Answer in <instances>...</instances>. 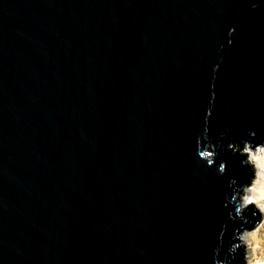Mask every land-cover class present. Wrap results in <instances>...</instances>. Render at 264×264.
<instances>
[{"label":"water","instance_id":"water-1","mask_svg":"<svg viewBox=\"0 0 264 264\" xmlns=\"http://www.w3.org/2000/svg\"><path fill=\"white\" fill-rule=\"evenodd\" d=\"M263 141L264 0H0V264H244Z\"/></svg>","mask_w":264,"mask_h":264},{"label":"bare ground","instance_id":"bare-ground-1","mask_svg":"<svg viewBox=\"0 0 264 264\" xmlns=\"http://www.w3.org/2000/svg\"><path fill=\"white\" fill-rule=\"evenodd\" d=\"M264 142V141H263ZM255 146L251 151L255 159L254 163L257 168V174L251 190L245 191L246 200H253L260 203V208L264 211V144ZM248 145V144H247ZM249 149V145L246 147ZM224 168V166L222 167ZM242 186V185H241ZM247 202V201H246ZM249 203V201H248ZM246 203L243 202L241 208ZM246 241L250 242L251 255L249 256L250 264H264V221L258 225L257 230L251 235L245 236Z\"/></svg>","mask_w":264,"mask_h":264},{"label":"rangeland","instance_id":"rangeland-1","mask_svg":"<svg viewBox=\"0 0 264 264\" xmlns=\"http://www.w3.org/2000/svg\"><path fill=\"white\" fill-rule=\"evenodd\" d=\"M262 144H264V142ZM247 146H248L247 144L244 146V148L242 149V152L244 154H248L246 161L253 166L255 173H254V178H253L250 186H248V187H246L245 185L241 186V192L238 195V198L240 199V205H239V209L237 211V214L240 215L241 211L246 206H248L249 204H252L259 211V213L261 215V219H260L259 223L254 228H252L251 230H249V231L243 230L240 233V235L238 236V240L240 242H238L234 245L235 248H239L241 246H244V251H243L244 264H250L249 256L251 255V247H252V245H250V242L246 241L245 236L251 235L253 232H255L257 230L258 225L264 221V211L261 210L260 205H259L260 203L253 201V200H246L247 202L245 201L246 195L244 193H245V191L251 190L253 188V183L255 181V178H256L255 176L257 174V168H256L255 163H254L255 157L253 155H251L252 152L250 150H246ZM206 153L211 154V152H206ZM248 201H249V203H248ZM243 202L246 203V205L243 208H241Z\"/></svg>","mask_w":264,"mask_h":264}]
</instances>
